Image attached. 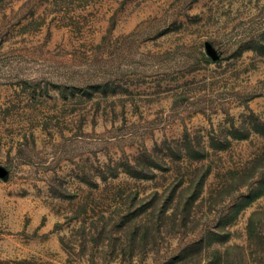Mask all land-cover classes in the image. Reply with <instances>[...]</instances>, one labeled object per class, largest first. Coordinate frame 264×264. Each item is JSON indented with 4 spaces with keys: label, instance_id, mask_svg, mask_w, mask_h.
<instances>
[{
    "label": "rangeland",
    "instance_id": "1",
    "mask_svg": "<svg viewBox=\"0 0 264 264\" xmlns=\"http://www.w3.org/2000/svg\"><path fill=\"white\" fill-rule=\"evenodd\" d=\"M0 264H264V0H0Z\"/></svg>",
    "mask_w": 264,
    "mask_h": 264
}]
</instances>
